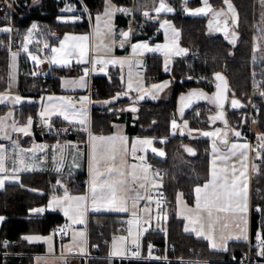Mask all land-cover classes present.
<instances>
[{"label": "trees", "instance_id": "obj_1", "mask_svg": "<svg viewBox=\"0 0 264 264\" xmlns=\"http://www.w3.org/2000/svg\"><path fill=\"white\" fill-rule=\"evenodd\" d=\"M79 9H83V21L77 24H62L56 18L61 13L64 2L61 0H41V3L30 8L31 0L15 2L16 24L22 32L33 23L38 22L45 26V30L51 32L52 41L57 42L65 30H90V22L86 10L91 16L102 10L105 0H72ZM116 5L127 3V0H112ZM176 8V13L168 16L176 28L181 32L180 43L191 49L199 50L210 59L189 60L177 58L174 60L172 74L170 75L172 92L167 99H148L140 100L138 116L127 124V132L132 135L148 136L155 138H168L169 140L162 145L166 157L158 158L151 156L157 169L165 170L162 177V189L170 196L167 206L166 220L157 227L150 230L145 235L146 243L153 240L155 243L165 247L175 246L176 251L171 256H182L185 259L200 262L190 264H227L235 257H240L247 249L246 241H232L227 250H215L210 247L209 242L188 233L184 228L183 219L179 218L174 212L175 199L179 193L193 204L194 192L197 185L203 184L209 177V151L210 140L206 138L189 139L187 134L182 131L172 136L171 119L172 112L176 110L178 99L181 94L193 88H204L208 91L217 89V85L209 86L205 82L197 81L192 76L207 77L211 81L219 82L216 74L223 76L225 87L228 88V99L238 101L239 106L228 108L227 116L224 115L228 125H238L241 122L242 114L246 111V102L251 89L250 76L252 56V33H253V4L255 0H230L238 8L239 22L236 28L238 41L232 45L228 37L224 34L209 36L208 19L202 17L185 16L181 9L185 5L197 6L200 0H167ZM215 8L226 6L225 0H210ZM30 8V9H29ZM23 16V18H22ZM119 18V16H117ZM138 28L137 38L151 37L157 27L153 17L140 19L136 22ZM6 23H2L3 25ZM8 35L0 37V92L8 90L10 78V54L6 48ZM162 38L151 39L155 42ZM156 67L149 65L147 77H153V73L159 72L157 60H151ZM25 63L22 64L21 87L26 82ZM24 67V69H23ZM156 68V69H153ZM257 69V68H256ZM260 70V69H258ZM64 73L65 71H61ZM227 72V73H226ZM163 77V76H161ZM264 77V73H263ZM221 82V81H220ZM48 83V78L43 80V86ZM58 80H54L53 88L58 91ZM95 92L92 98V129L97 133H111L115 122L122 120L127 113L132 114L130 109L131 96L125 95V84L121 76V70L112 68L107 77L97 76L93 78ZM23 89V88H22ZM261 90L264 91V85ZM20 101L14 102L18 110L16 115L26 116L30 111L34 112L37 105L27 103L30 95L24 94ZM149 95V94H148ZM28 98V99H27ZM257 101L260 104V127L264 133V97L257 94ZM107 103V105L103 104ZM10 103L0 104V122L11 108ZM208 105L202 103L199 107ZM192 108L185 116L194 119L196 109ZM133 115V114H132ZM204 116V110L202 112ZM229 121V123H228ZM194 125V124H192ZM208 127L207 125H204ZM1 142V139H0ZM190 143L195 148L194 155L184 152V144ZM262 164L257 171V178L252 180V204H261L264 207V153ZM62 177L51 172H26L21 175V183H8L4 189L0 190V215L7 217L0 233V247L6 253L5 242L7 240H17L16 246L9 247V254H0V264H34L33 255L43 253V245H35L23 239L28 234H50L54 232L56 226L64 223V218L59 213H46L41 218H30V209L45 205L49 195L53 191V185ZM87 173L77 177L79 188L76 190H86ZM121 215L91 213L89 217V248L90 257L87 264H117V260L110 257L111 241L118 233V227L125 220ZM257 229V218L252 216V234ZM162 231L166 232L164 236ZM94 251V252H93ZM206 261V262H203ZM223 261L226 263H215ZM80 264H86L85 258L81 259ZM134 264H144L134 262Z\"/></svg>", "mask_w": 264, "mask_h": 264}, {"label": "crops", "instance_id": "obj_2", "mask_svg": "<svg viewBox=\"0 0 264 264\" xmlns=\"http://www.w3.org/2000/svg\"><path fill=\"white\" fill-rule=\"evenodd\" d=\"M185 1V0H184ZM200 4L197 6H189V5H185L181 11L183 12V14L185 16H189V17H202V18H206L208 19V21L210 22V30L215 29L217 33H221L224 34L228 37V39L231 42H236L237 41V35L235 33L234 30V26L235 24L233 23V21L231 20V18L225 16L224 14H228L226 12L225 9H221L217 10L211 3L210 0H208V6H205V4L203 3V0H200ZM169 7H171L173 9V11L171 12H160V13H156L153 12V15L150 14V16H152L155 19V23L157 24L156 29L159 30V32L157 33H153V35L151 37H142V38H137L138 34L135 32H132L131 30V25H130V20L128 19V16L126 14H123V12L119 11V7L117 6L116 8V14H115V20H114V28H115V38L114 40H112V46H113V50L115 51H102L100 50L99 52H94V57L99 56L101 59L104 60H112V59H117V60H122L124 61L123 64H119V65H112V64H107L105 66H102V64H94V62H91L90 64L88 63H82V62H77L78 61V56H75V61H74V67L70 68V69H63V71H65L64 73H62L61 71L58 72V74H61V76L59 75H49V76H45L44 79L42 78L41 82L39 85H37V81H35L34 83H36L35 85L33 84H25L24 87H21V75H22V71L20 74V85H19V89L17 91H13L10 87V83H9V87L8 90L4 91V92H0V96H6L8 97L7 100H5L4 102H0V104L2 103H10L11 108L9 109V111L7 113H9V115L7 116L6 114L3 115V117L1 118V122H3L5 125H7V127L5 128V132L7 133V135L10 137V139H1L0 145H2L5 149H6V159H5V168L7 169V173H5L8 176H13V175H18L19 176V180L18 181H13V180H6L4 183V186L1 189H4L6 184L8 183H21V175L23 173L26 172H51V173H56L60 177L57 181H59L60 183L58 184L57 182L53 185V191L50 193L49 195V199L48 202L45 205L42 206H38L35 207L34 209H38V208H44L45 211L42 213H36V216H32L35 218H41L43 217L46 213H59L63 216L64 218V223L67 224L70 228V233L68 234V236L66 237V239L62 242V243H58L56 240V236L55 233L52 232V235L55 239V246H56V255L59 257H67V259L70 260V264H80L81 259H83L84 257H86L87 254L90 253V248H89V217L91 213H102V214H117V215H121L123 218L122 220H132L130 217V215H128L126 212H117V211H110L108 210L109 208H111L112 206L108 205H99L100 210L99 211H94L93 212V208L92 206H89V203L86 202V206H87V215H86V223L84 225H80V224H73L72 221L64 215V212L62 210V208H57V207H49L50 202L52 201L53 197H63L65 194V191H67L68 195L71 197H80L83 196L85 197L87 200L91 197V190L88 188V181H92V168L90 169V176L88 173V164H89V158H92V145L93 143H95L96 141H99V139H96L95 141L93 140V137H117V140L115 141H107L106 143H108V145L115 143L117 146L120 145V137H124L126 138V142H125V147L127 148V154H125L123 151L120 153V155L123 157L124 163L122 166V170H124L126 172V174L128 176L125 175V179L127 180V182L129 184H131V182H133L132 180V176L135 175L136 176V180H135V184H138V186L140 184H145L147 183V189H146V193L145 191H143L142 189H138L135 190V192H139L141 193L142 196H146L147 195V191L149 189V186H151V181H153L154 176L155 179H157L158 181L162 180V177L159 176L158 173V169L155 167V169L150 170L147 166V162H149L151 159V156L154 157H158V158H164V156H160L159 155V151L163 152L165 154V150L162 147L163 144H165L167 142L166 138H155V137H147L145 139L151 140L152 144H151V148L144 152L142 149L138 150L137 146L140 144V141L144 140L143 136L140 135H135L132 136L127 132V124L129 122H132L133 119L135 118L134 115L127 113L123 116L122 120L119 122H115L113 125V131L109 134L106 133H97L95 131H93L92 129V108H90L89 105V97L88 96H84V101L82 102H74L72 101L71 97L73 94L75 93H79V94H84L90 91L91 87L93 86V78L97 77V76H104L107 77L110 73V70L112 68H118L121 70V76L123 78V76L126 78V80H124V84H125V92H133L136 90V94L141 95V94H146L149 98L152 99H163L161 98L163 95L165 94L164 99H167L171 96V92H172V84H171V78H170V71H169V66L167 67V65H173L174 60L177 58H187L189 55V52H186V54L182 53L181 55H176L175 52L177 49H186L187 47L183 46L180 43L181 40V32L178 28L175 27L174 23L168 19V16H171L173 14L176 13V8L168 2H165ZM159 6V5H158ZM205 8V11L207 12V14H199V15H193L190 14L191 12L195 11L198 8ZM208 7L211 8V10H208ZM225 8V7H223ZM86 13H88L87 9ZM217 12H222L223 14L220 16H217L216 13ZM163 15V16H162ZM84 17V15H82ZM119 16V18L117 17ZM164 21H168V25H170V27L165 26V27H161V25L163 24ZM224 21V22H228L230 24V28L229 30L225 33L221 32V29L224 28L223 23L222 26L223 28H217L216 24ZM128 29H130V37H128L127 41L124 42L123 47H121V41L124 40L122 33L126 32ZM178 34V35H177ZM162 38L159 39L155 42H152L151 39H157V38ZM95 39V37H94ZM234 40V41H233ZM1 41V40H0ZM96 41V39H95ZM148 44L149 47H155L157 45L160 46H164L167 45L168 49L166 50H170L169 51V55L165 56L164 51H159V52H149L146 49H138L135 53H133L132 50V45L133 44ZM253 53L254 55L256 54L253 48ZM11 57V56H10ZM157 60L159 62V66H158V70L159 72H155L153 73V76L158 75L160 76V80L158 82H151V78L149 79L147 77V68L149 67V65H153L154 67H156V64H154L153 62H151V60ZM140 64H142L141 66V70H143L142 72V78L144 79V81L141 80V73L139 70V66ZM101 68H103L104 70L101 71ZM85 69H87V72H85ZM156 69V68H153ZM167 69V70H165ZM129 72H131V81H129ZM163 76V77H161ZM48 78V83L49 82H54V80H58V91L56 89H54L53 87L48 89L47 88V84L45 86H43V80ZM81 78H83L84 80V84L83 86H81L79 83H74V84H69L66 83V81H80ZM10 79V78H9ZM161 80L165 81L167 80L169 83L167 84L166 87H164L162 90L157 91L155 93H150L147 92L148 90V83L149 84H157L159 82H161ZM129 82H131L132 87L129 88ZM221 84V88L223 89V91L225 90V84H222L221 82H216L215 85ZM23 88V89H22ZM218 89V88H217ZM127 90V91H126ZM134 90V91H132ZM221 91V89H219ZM203 93L204 94V98H201L200 96H192V93ZM127 93V94H129ZM133 93H131L129 96H131L132 101L135 99L133 95ZM21 94H26V95H30V100L27 101V103H33L37 106L40 105V103L42 104L43 108L46 109V111L44 112V116L43 117H39L36 118L34 120V124L30 127L29 126V134L25 135L24 133L21 132H14L12 130V125H15L16 127H25L28 125H25L24 123L27 122L26 116H17L16 115V111L18 110L14 104V102L10 101V98H12L14 95H21ZM149 94V95H148ZM64 95H66L69 98V102H71V105L73 107H75V111H84L87 113V117H88V123L87 125L83 126V125H79L77 123L74 122V120L76 119V117L78 116H74L73 115V111H72V115L69 113L67 115H70L68 118V120L64 119V115L59 114L60 111L62 110V106L66 104H63V97ZM186 96V100L188 101V105H184L182 111L178 110V105H177V109H176V113L178 116V120L183 121L184 116L187 114L188 111H190L193 107L198 106L199 103L201 102H208L210 103L211 106L213 107H218L219 110H224L226 105L228 104L229 106L231 105V101L233 99H227L226 103L224 104V106H220V104L217 102L216 100V90L214 91H207L204 88H193L188 90L187 92L183 93L180 95L179 99H178V103L179 100H181L182 97ZM51 97L52 98H56L57 101H55L53 104H51V99H49ZM58 97H61L58 98ZM197 97V98H196ZM86 98V99H85ZM28 99V98H27ZM104 104V103H103ZM66 114V112H65ZM36 116V115H33ZM8 117V121L6 120V118ZM186 117V116H185ZM225 129L227 128V122L224 119L222 120ZM67 124H70V126H75V127H70ZM120 124V125H119ZM185 126H187V130H189L191 132V134L188 135H192L194 137L200 136V135H204V134H200V132L198 131V129H193L189 126L188 123H184ZM40 125H42L44 128L40 129ZM116 125H119L116 126ZM72 129L71 132H67L68 130ZM215 130V131H214ZM211 131V129H209L208 133H216V135H209L207 136L210 140V151H209V159H210V165H209V177L208 179L200 185H197L195 187V189L197 187H203L204 184L208 183L211 180V172L213 169V161H216V167L219 168L222 165V163L218 160V157L220 155H223L226 151L227 148L230 147V145L232 143H237V144H244L247 143L248 145H250L247 141H235L231 138V134H228V131L225 130V134H218L219 131L221 130H217L214 129ZM188 133V132H187ZM221 133V132H220ZM0 135H3V133H0ZM205 136V135H204ZM224 139L228 140V144H224L222 141ZM13 141L16 142V144L18 145V147L13 146ZM215 145V148L218 149L219 151L214 152L213 150V146ZM38 146H43L42 148H39ZM135 146L136 147V153L133 156L131 149L132 147ZM157 149L158 151L153 152L152 149ZM21 150H24L23 152H21ZM31 150V151H30ZM259 153V155H258ZM140 154L144 157L143 161H141L140 159ZM189 155H194L195 154V149H191L188 151ZM248 155V160H247V169L245 170V168L239 163V160L237 158H233L232 163H234L236 165V168L238 169V171H243L245 172V177L243 179H245L246 181V185H247V189H246V203H247V211L244 213H236L235 216H243L246 220V228L245 230L247 231V240H245L246 242L249 241L250 236H251V231H252V170H253V162L254 161H261L263 158V153L262 152H254L252 151L251 147L248 149L247 152ZM61 156L63 157V160L61 161ZM16 160V163L14 165L13 160ZM23 159L25 161L26 165H29L33 168V170L31 171H20L17 173L13 172V168L17 167V168H22L25 165H22L19 163V160ZM147 159V160H146ZM121 162L120 160L117 161V165H120ZM59 168V171H57V169ZM145 169H147V171H145ZM83 173H87V186H86V190H76L77 188L73 185L75 182H77V177ZM147 176L148 178L152 179L150 181V183L148 182V178L147 180L144 179V177ZM91 177V178H90ZM156 181V180H155ZM156 181V182H158ZM80 182V181H78ZM161 183H163V181H161ZM153 188V187H152ZM161 189L162 188V184L160 187H155L153 189ZM90 190V191H89ZM131 196L134 195L133 192H130ZM137 205L139 204V213L140 215V221H141V217L143 215V217L146 219V213L143 211V209L145 207H149L150 205L144 206L145 204V199H141L139 201H137ZM196 202H197V198H196V192H194V202L192 207L195 209L196 207ZM69 203V202H67ZM73 204V207H75V202H71ZM155 207L150 206L151 209V214L150 217L147 218L148 222L149 221H153L156 223L157 218H156V214H155ZM30 210V218L32 213L34 212L33 210ZM221 215H225L226 219L229 218L230 216H232L233 214L228 213V214H221ZM78 216V215H77ZM76 216V218H78ZM7 219L6 216L4 215H0V233H1V229L2 226L5 222V220ZM184 221V228H186V220ZM133 226V221H132V225L130 227ZM129 227V228H130ZM129 228L127 229V231L129 230ZM85 231L86 232V237H87V246L85 249V253H79L77 250H72L71 253L68 252V254H65L64 250H65V245L64 243H66L68 240H70V235L74 232H78V231ZM126 231V232H127ZM139 231H140V225H139ZM124 234H127V233ZM188 232V231H186ZM191 233V232H188ZM194 234V233H191ZM38 235H42V234H38ZM195 235V234H194ZM127 241H128V236L125 235ZM197 236V235H196ZM25 237H33L31 235H24L23 239H25ZM35 237V236H34ZM198 237V236H197ZM200 238H204V237H200ZM205 239V238H204ZM233 241H239V240H233ZM242 241V240H240ZM232 242V241H231ZM230 242V243H231ZM130 243H128L129 245ZM127 245V247H128ZM9 247L5 245V248L7 250L6 253L2 252L1 247H0V254H9ZM229 248V247H228ZM227 248V249H228ZM226 249V250H227ZM215 250H219V249H215ZM221 250V249H220ZM127 251V249H126ZM127 254V253H125ZM124 255H118V256H114L112 254V252H110V257L115 258V257H122L125 256ZM41 255H45L44 253H35L33 255V257H40ZM65 264V263H64ZM68 264V263H66ZM150 264V263H148ZM152 264H185V263H152Z\"/></svg>", "mask_w": 264, "mask_h": 264}, {"label": "rangeland", "instance_id": "obj_3", "mask_svg": "<svg viewBox=\"0 0 264 264\" xmlns=\"http://www.w3.org/2000/svg\"><path fill=\"white\" fill-rule=\"evenodd\" d=\"M3 0H0V4L2 3ZM18 1H22V0H15V2L17 3ZM64 2V6L61 9V13L57 16L56 20L59 23L62 24H77V23H81L83 21V9H79L77 7V5L72 1V0H61ZM164 2H168L167 0H164ZM41 3V0H31V3L29 5L30 8L32 7H36ZM160 3V0H127V3H123L120 5H116L112 0L109 4V0H105L104 2V6L102 8L101 11H99L98 13L94 14V16H91L90 14L87 15L89 22H90V30H81V31H75V30H65L63 32V34L61 35V37L59 38V40L57 42H53L51 37L52 34L51 32L45 30V26L40 25L38 22H35L33 24H35L37 27L36 29L32 30V35L31 37L28 36V32L29 30L32 28V25L26 28V30L24 31V33L22 32V35L20 37V41H21V50L20 51H15L12 50V45L10 43L11 40V33H12V26L13 25H17L16 24V17H15V12H16V8L13 7H6V8H1L0 6V24L2 23H6L3 25H0V29H11V31H2L0 30V37L4 36V35H8V39L6 41V48L9 51L10 54V79H9V83H10V87L13 91H17L19 89V85H20V74L22 71V64L25 63L24 67H25V74H26V82L28 84H33L35 85L37 83V85L40 84L42 78L44 79L45 76H49V75H59L61 76V74H58L59 71H63V69H70L74 67V61H75V56L73 57H69V63L64 64V63H52L51 62V58L53 56H56L59 59L60 54L58 53H53L51 51L52 48H59L60 47V43L61 41L64 40V37L67 36H88L89 39L85 42H83L86 46H87V55L84 57L85 61L88 62H82V63H88L90 64L91 62H94L96 60H104L101 59L99 56L94 57V52H99L100 50H104V51H115L113 50V46H112V40H114L115 35V28H114V20H115V14H116V8L117 6L120 9H124L126 11H121L123 12V14H126L128 16V19L131 21L132 18L134 20V24L132 26V23H130L131 25V30L132 32L137 33L139 30L137 28V21L140 19H144V18H149L152 17L150 16V14L153 15L154 9L156 7H158ZM228 3L231 4L232 9L229 10L228 8ZM228 3H226L225 8H221V9H225L226 12L228 14H224L225 16L231 18V20L233 21V23L235 24L234 26V30H236L238 22H239V11L237 6L230 0H228ZM122 6V7H121ZM29 8V9H30ZM111 9L112 10V15L109 16H105L104 12L106 9ZM71 9V11L69 10ZM217 10H220V8H216ZM148 12L149 15L145 16L144 13ZM100 16L101 17V21L99 24V28H100V32L99 34H97V22H96V17ZM133 16V17H132ZM163 16V15H162ZM23 18V16H22ZM105 21L108 22V24L111 26V28L113 29L111 34L107 33L106 30V26H105ZM210 21V20H209ZM208 21L209 24V28H208V35L209 36H215L219 33L216 32L215 29L210 30V22ZM236 32V31H235ZM237 35V41H238V34ZM96 41H95V39ZM31 41V42H29ZM230 41V40H229ZM234 41V40H233ZM236 42H231L232 45H236ZM47 43L49 45L48 48L44 47V44ZM68 44H72V43H76L74 41H68ZM27 45L28 51L25 52L24 51V46ZM189 48V47H188ZM253 48L255 51V55L253 53ZM193 54H199V57L196 58H186L189 60H202V61H207L210 59L209 55L200 52L199 50H195V49H191ZM190 51V52H191ZM15 54V57H14ZM35 55L40 59V63H36L31 57ZM79 58V57H78ZM250 64H251V76H250V84H251V89H250V93L248 96V100L246 102V111L242 114V119L240 124L238 125H234V124H230L229 121L228 123L230 125H228V134H234L235 132H237L239 130L240 127H243L245 129H252V131L254 133H256L258 136L264 135V133L261 130L260 127V104L257 101V94H261L262 92H264L263 90H261L262 86L264 85V77H263V73H264V2H262V0H255V3L253 4V33H252V56L249 60ZM95 64V63H94ZM96 65V64H95ZM102 66H105L102 64ZM141 66L142 64H140V66L138 67L141 73V80L144 81V79L142 78V72L143 70H141ZM169 66V71L171 72L170 75L172 74V69H173V65H167V67ZM23 67V69H24ZM257 68V69H256ZM260 69V70H258ZM227 73V72H226ZM197 81H201V82H205L206 84H208L209 86H215L216 82L211 81L210 78L201 76V77H196V76H192V78H194ZM126 80V78L123 76V81ZM35 81H37L36 83H34ZM125 82V81H124ZM168 84L169 82L167 80L163 81L161 80V82L157 83V84H147L148 85V90L147 92L155 93L156 89H154L152 86L153 85H163V84ZM172 86V85H171ZM53 87V84L51 85V88ZM190 90V89H189ZM207 90V89H206ZM127 91V90H126ZM134 91V90H132ZM208 91V90H207ZM126 96H129L131 93L127 94L126 92H124ZM134 96V100L132 101L133 98H131V102H130V109L131 108H135L136 111H131L132 114L136 117L138 116V107L140 106V96L142 95H138L136 94V90L133 93ZM163 96L161 98L165 97V94H162ZM24 97L25 95L21 94V95H14L12 98H10V101L15 102L14 98L15 97ZM264 97V95H263ZM61 99V97H58ZM148 99H152L147 97ZM184 99L179 100L178 105V110L182 111L184 105H188V101L186 100V96L183 97ZM197 98V97H196ZM63 99V104H65V102H69V98L64 95ZM153 100H157V99H153ZM55 101H57L56 98H52L51 99V104H53ZM205 103L207 106V108L205 107H199L200 104ZM105 105H107V103H104ZM64 106V105H63ZM62 106V108H63ZM254 106V111L251 115V109ZM198 107L196 109L195 115H194V119H191L190 117H185L184 116V120H178V116L176 113V110H174L172 112V119H171V134L172 136H175L177 134H179L181 131H184L189 139H199V138H206L209 140V138L207 136L204 135H200L197 137H194L192 135H188L191 134V132L189 130H187V126H185L184 123H188L189 126L191 128H195L198 129V131L200 132V134H204V133H208L209 129L214 130H221L219 131L218 134H225V127L223 124L222 120L219 119H213L214 117L218 116L220 114V112H223V114L225 116H227V110L228 108L225 107V109L219 110L218 107H213L210 105V103L208 102H201L198 104ZM195 108V107H193ZM177 109V108H176ZM75 110V107H72L71 109H69L66 112L67 114H71L72 115V111ZM204 110V116L202 115V112ZM35 114H33L34 112H29L26 115V119L27 122H25V125H28V121L31 120L32 123L30 125V127L34 124V120L36 118L39 117H43L44 116V112L46 111L45 108H43L42 104L40 103V105L38 106V108H35ZM7 116L9 115V113L6 114ZM36 115V116H33ZM70 115H68L69 117ZM81 119V117H76V119L74 120L75 123L79 124V125H87L88 123V117H87V113H86V119H85V123L84 124H80L79 120ZM6 120L8 121V117L6 118ZM173 121L176 122L177 127L173 128L172 124ZM227 121V120H226ZM194 124V125H192ZM68 126H70V124H67ZM120 125V124H119ZM119 125H116L119 127ZM204 125H207L208 127H205ZM70 127H75V126H70ZM249 129V130H250ZM215 131V130H214ZM227 131V130H226ZM188 132V133H187ZM221 132V133H220ZM244 133H248V131H245ZM109 134V133H106ZM144 140H148L145 139L148 136H143ZM232 138V136H231ZM167 141L169 140L168 138H166ZM235 141H240L242 139H234ZM143 140V141H144ZM107 141H96V155L97 157L101 156V155H106L109 154L107 153L106 149L111 145H108V143H106ZM151 148V145H142L139 144L137 146V149L140 150L142 149L144 152L148 151ZM184 152L186 154H188V151L190 150V148L195 149L193 147L192 144L190 143H185L184 146ZM93 151V150H92ZM91 151V152H92ZM262 153H264V148L261 151ZM189 155V154H188ZM155 156V155H154ZM161 156V155H160ZM164 156V155H163ZM166 156V154H165ZM263 159V158H262ZM147 160V159H146ZM108 166V164H101L100 165V170L104 171L105 168ZM92 168V159L89 158V164H88V173L90 176V169ZM124 171V170H122ZM125 172V171H124ZM92 176H93V171H91ZM159 173V171H158ZM125 175L128 176L125 172ZM154 176V180L151 181L152 179H150L151 181V186L153 188L155 187H160L161 186V181L155 179L156 175ZM160 176V175H159ZM91 178V177H90ZM119 178V177H118ZM158 182H156V181ZM127 184H129L127 182ZM131 184H133V182H131ZM147 183H145V188H140L138 186V184H135V190L138 189H142L143 191H145L146 193V189H147ZM127 186V185H126ZM151 187V188H152ZM88 188L91 190V181H88ZM89 190V191H90ZM119 195V193H118ZM129 197H131L130 192L127 194ZM86 202L89 203V206L93 208V204H92V194L91 197L87 200L85 199L83 205L81 206V212L83 213V216H77V219H83V223H77L80 225H84L86 223V215H87V206H86ZM138 203V202H137ZM65 204H67V202H65ZM99 205H105V206H112L111 204H108L106 202H97L95 207H99ZM192 203H190L187 198L183 195V193H179L176 196L175 199V206H174V212L177 214V216L183 220H186V227H188L189 229H191L193 227V225L190 223L188 217L192 215V213H190L188 210L189 209H194L192 207ZM139 204H136V207L133 208L132 206V200L129 199L128 200V204H127V208L128 211H126V213L128 215H130L132 221H133V226L129 228V230L126 232L127 234H115L112 238L111 241V252L114 255V253H119L118 255H124L125 253H127L126 249H127V245L128 243L130 244H137L139 245V239H140V231H139V225H140V213H139ZM34 209V208H32ZM30 209V210H32ZM148 209L150 210L149 213L146 214V217L149 218L150 214H151V209L150 206L148 207ZM94 212V211H93ZM136 213V216L133 215V213ZM162 211H157L155 210V214H156V218H159L157 220V222H154L153 229L156 230L157 227H160V225L163 223V221L166 220V215H167V210H165L162 214L159 213ZM32 216H36L35 212L32 213ZM243 217V216H242ZM34 219H36L35 217H32ZM146 218V221L148 222V219ZM245 218L243 217V219H241V216H235L232 215L229 218H227L225 221L227 223V227L226 228H222L220 225H217L215 232L212 234L214 237V242L220 246L223 245V247H225L226 249L229 247L230 242L233 240H247V231L245 230L246 228V223H245ZM151 222V221H150ZM198 227V226H197ZM191 233H194L195 235H197L195 232L193 231H188ZM80 233H83V236L80 235ZM31 236H35V237H40L41 239L39 240H27L28 243L30 244H35V245H43L44 246V256L41 255L40 257H33L34 259V264H70V260L67 259V257L63 258V257H59L56 255V246H55V239L52 235V233L50 234H45V235H38V234H29ZM127 235L128 236V241L125 238ZM205 235H208L207 231L205 230ZM198 236V235H197ZM221 236H223L224 240H221ZM51 238L50 240L48 238ZM198 237H202V236H198ZM209 244L210 247L212 249H221L220 247L217 248H213L212 242L209 239H206ZM135 242V243H134ZM65 245V254L71 253L72 250H77L79 253H85V249L87 246V237H86V232L81 230L78 232H74L70 235V240H68L66 243H64ZM72 249V250H71ZM81 249H83V252L81 251ZM118 255H114V256H118ZM126 255V254H125ZM195 262H200L198 260H195ZM206 262V261H203ZM215 263H226L223 261H214ZM185 264H190V263H185Z\"/></svg>", "mask_w": 264, "mask_h": 264}, {"label": "snow or ice", "instance_id": "obj_4", "mask_svg": "<svg viewBox=\"0 0 264 264\" xmlns=\"http://www.w3.org/2000/svg\"><path fill=\"white\" fill-rule=\"evenodd\" d=\"M111 0H109L110 4ZM187 2V0H185ZM264 2V0H262ZM203 3L205 6H208V0H203ZM225 3H228V0H225ZM228 8L229 10L232 9V6L230 3H228ZM71 11V9H69ZM208 10L210 11L211 8L208 7ZM119 11H126L124 9H119ZM156 13L160 12H171L173 9L169 7L164 0H160L159 6L154 9ZM190 14L193 15H199V14H207L205 11V8H198L195 11L191 12ZM222 12H217L216 15L220 16L222 15ZM105 16H111L112 15V10L106 9L104 12ZM145 16H148L149 13L145 12ZM97 22V34L100 32L99 24L101 21V17L97 16L96 18ZM105 26L108 34H111L113 29L111 26L108 24L107 21H105ZM168 25V21H164L161 27H165ZM36 25L33 24L32 28L28 32V36L31 37L32 35V30L36 29ZM2 31H11V29L5 28V29H0ZM178 35V34H177ZM122 36L124 40L121 41V47H123V44L125 41H127L129 37L128 32L122 33ZM89 39L88 36H65L64 40L61 41L60 47L59 48H52L51 51L53 53H58L60 54L59 59L56 56H53L51 58L52 63H64L67 64L69 63V57L73 56H78L79 59L77 62H88L84 60V57L87 55V46L83 43ZM68 41H74L76 43L68 44ZM31 42V41H29ZM45 48H48L49 45L47 43L44 44ZM138 49H146L149 52H159V51H164L165 56L169 55L170 50L168 49L167 45L160 46L157 45L155 47H149L148 44H133L132 45V50L133 53H135ZM24 51L27 52L28 48L27 45L24 46ZM187 50L186 49H177L175 54L176 55H181L182 53L186 54ZM15 57V54H14ZM36 63H40V59L33 55L31 57ZM95 64H112V65H119L123 64L124 61L122 60H117V59H112V60H96L94 61ZM104 69L101 68V71ZM167 70V69H165ZM85 72H87V69H85ZM216 79L220 80L222 84L225 83L223 76L220 74H216ZM129 81H131V72H129ZM66 83L69 84H74V83H79L81 86L84 84L83 78H81L80 81H66ZM167 84L163 85H153L152 87L156 89L157 91L162 90L164 87H166ZM129 88L132 87L131 82H129L128 85ZM218 89H221L220 92L217 93L216 100L220 101L222 99V93L223 89L221 88V84L217 85ZM192 96H200L201 98H204L203 93H192ZM261 95H264V92L261 93ZM144 97H140V99H143ZM8 97L6 96H0V102H4L7 100ZM51 99V97L49 98ZM86 99V98H85ZM182 100L184 99L183 97L181 98ZM15 102L20 101V97H15L14 98ZM231 105L233 108H236L239 106L238 101L232 100ZM221 107L223 106L222 104L220 105ZM73 106L71 105V102H67L62 110L60 111L59 114L64 115V119L68 120V115L65 114L69 109H71ZM131 111H136L135 108H132ZM74 116H79L81 119L79 120L80 124L85 123L86 119V112L84 111H73ZM213 119H219L223 120L224 119V114L223 112H220V114ZM32 121H28V126L25 127H16L15 125H12V130L14 132L18 131L21 133H24L25 135L29 134V126L31 125ZM173 128L177 127L176 122L173 121L172 124ZM7 125H5L3 122H0V133H3V135H0V139H10V137L7 135L5 132V128ZM205 136L209 135H216V133H204ZM226 135V134H225ZM234 135L236 137L240 136L239 132H235ZM96 139H99L100 141H115L117 140V137H93V140L95 141ZM120 145L117 146L115 143H112L107 149L106 155H101L97 157L96 155V144L93 143L92 145V171H93V176H92V181H91V194H92V204H93V211H99V208H96L95 205L96 203L99 202H106L108 204H111L112 207L109 208L108 210L110 211H117V212H126L128 211L127 204L128 200H132V206L133 208L136 207L137 201L141 199H146L149 203H151V197L150 196H142L141 193L135 192V180L137 179L135 175L132 176L133 184H127V180L124 178L125 177V172L122 171V166L124 163L123 157L120 155V153L123 151L125 154H127V148L125 147V142L126 138L120 137ZM261 141H264V135H261L259 137ZM224 144H228V140L224 139L222 141ZM142 145H151L152 141L151 140H144L139 142ZM13 146L18 147L15 141H13ZM39 148H42L43 146H38ZM251 146L248 145L247 143L244 144H237V143H232L230 147L227 148V151L218 157V160L222 163L223 166L217 168L216 161H213V169L211 172V180L204 184L203 187H197L195 189L196 192V207L195 209H189L188 211L192 213L191 216L188 217L190 223L193 225L191 229L188 227L185 228V231H193L195 232L198 236H202L205 239H209L212 242V247L217 248L220 247L221 250H226L223 245L218 246L214 242V237L213 233L216 230L217 225H220L222 228L227 227V223L223 222L226 220L225 215L221 214H228L231 213L235 215L236 213H244L247 211V203H246V181L243 179L245 177V172L243 171H238L236 168V165L232 163L233 158H237L239 160V163L247 169V160H248V149ZM261 148H264V144L260 145ZM214 152L219 151L218 149L215 148V145L213 146ZM24 150H21L23 152ZM31 151V150H30ZM153 152L156 151V149H152ZM132 155L134 156L136 153V147L133 146L131 149ZM159 155L163 156L164 153L161 151ZM259 155V153H258ZM6 149L0 145V188L4 186V183L6 180H13V181H18L19 176L18 175H13V176H8L5 173H7V169L5 168V159H6ZM141 161H143L144 157H140ZM63 160V157L61 156V161ZM120 160L121 164L117 165V161ZM13 163L15 165L16 160H13ZM19 163L22 165H25L22 168H13V172L17 173L20 171H31L33 168L29 165L25 164V161L23 159L19 160ZM101 164H108V166L105 168L104 171L100 170V165ZM59 171V168L57 169ZM147 171V169H145ZM119 177V178H118ZM145 180H147V176L144 177ZM59 184L60 182L57 181ZM127 185V186H126ZM140 188H145V184H140ZM129 192H133L134 195L129 197L127 194ZM119 193V195H118ZM85 197L80 196V197H71L68 195L67 191H65L64 196L61 197H53L52 201L49 204V207H57V208H62L64 215L67 216L73 224L76 223H83V219H77L76 216H83V213L81 212V206L83 205L85 201ZM65 202H69L65 204ZM71 202H75V207H73V204ZM36 213H42L45 211L44 208H38L33 210ZM143 211L147 214L149 213V209L145 207ZM134 216H136V213H133ZM241 219L243 217L241 216ZM147 222V221H146ZM129 223H132V221H129ZM246 223V221H245ZM198 226V227H197ZM205 230L207 231L208 235H205ZM81 236H83V233H80ZM25 239L28 240H39L41 239L40 237H25ZM49 240L51 239L50 237L48 238ZM221 240L223 241L224 238L221 236ZM135 243V242H134ZM262 243H264V240H262ZM138 247V245H137ZM83 252V249H81ZM119 253H114V255H118ZM138 254V253H137ZM264 255V248L261 249V253Z\"/></svg>", "mask_w": 264, "mask_h": 264}, {"label": "built area", "instance_id": "obj_5", "mask_svg": "<svg viewBox=\"0 0 264 264\" xmlns=\"http://www.w3.org/2000/svg\"><path fill=\"white\" fill-rule=\"evenodd\" d=\"M1 8L6 7H13L15 8V0H3L0 4ZM122 7V6H121ZM133 17V16H132ZM132 23V26L134 24V20L130 21ZM30 28V26H29ZM133 30V29H132ZM159 32L158 29L154 30V33ZM22 35V30L18 25L12 26V33H11V40L10 43L12 45V50L20 51L21 50V41L20 37ZM187 52H189V55L187 58H198L199 54H193L190 48H186ZM191 51V52H190ZM160 80V76L155 75L151 78V82L155 83ZM52 85V82H49L47 84V88L50 89ZM95 92L94 87L92 86L90 91L84 94L75 93L72 95L71 99L74 102H82L84 101V96L89 97V105L90 108L92 107V98L93 93ZM252 107V106H251ZM254 111V106L251 109V115ZM40 129H43L44 127L42 125L39 126ZM245 129L243 127H240L237 132L240 133L239 137H236L234 134H231L232 138L234 139H242V141H247L252 151L254 152H261L263 148L260 147L261 144H264V141H261L259 139L260 136H258L256 133L252 131V129ZM72 129L68 130L67 132H71ZM245 131H248V133H244ZM156 151H158L156 149ZM160 153V151H159ZM166 154V153H165ZM164 154V157H165ZM142 155L140 154V157ZM262 162L261 161H254L253 162V170H252V180L257 178V171L260 169ZM147 166L150 170L155 169V166L152 161L147 162ZM160 177H163L165 174V170L158 169ZM150 183V179L148 180ZM76 188H79V182H75L73 184ZM151 197V203H149L145 199L144 206L150 205L155 207L154 210L162 211L159 213H163L170 202V196L161 188L159 189H153L149 186V189L147 191V195ZM252 216H256L257 218V229L255 234H252L249 241L247 242V249L243 252V254L240 257H235L232 260L228 261L227 264H264V255L260 254L261 249L264 248V243H262V240H264V207L261 204H252ZM158 220V219H157ZM129 221L132 220H125V222L118 227V233L124 234L127 229L132 225V223H129ZM157 222V221H156ZM154 222L149 221L146 222V219L141 217L140 221V239H139V245L137 247V244H129L127 247V254L122 257H115L114 259L117 260V264H134V262H142L144 264L147 263H190L195 262L190 259H185L182 256H171V253H174L176 251L175 246L167 245L165 247L155 243L153 240L146 243L145 241V235L148 231L154 230L153 226ZM56 240L58 243H62L68 234L70 233V228L67 224L62 223L56 226L54 230ZM162 234L165 236L166 232L162 231ZM18 244L17 240H7L5 242V245L7 246H16ZM94 252V251H93ZM138 253V254H137ZM90 253L86 255L85 260L86 264L88 263V259L90 257Z\"/></svg>", "mask_w": 264, "mask_h": 264}, {"label": "water", "instance_id": "obj_6", "mask_svg": "<svg viewBox=\"0 0 264 264\" xmlns=\"http://www.w3.org/2000/svg\"><path fill=\"white\" fill-rule=\"evenodd\" d=\"M223 26L224 28L221 29V32L222 33H225V31L227 32L230 28V24L228 22H224L223 23ZM126 32L129 33V37H130V29H128ZM220 82V81H219ZM227 90L228 88L225 87V90L223 91L222 93V99L220 101H217L220 105L222 104L224 106V104L226 103L227 99H228V95H227ZM220 92L219 89H216V96H217V93ZM146 94H142L140 97H144L143 99H140V100H144L146 98ZM182 133H184V131H182Z\"/></svg>", "mask_w": 264, "mask_h": 264}, {"label": "flooded vegetation", "instance_id": "obj_7", "mask_svg": "<svg viewBox=\"0 0 264 264\" xmlns=\"http://www.w3.org/2000/svg\"><path fill=\"white\" fill-rule=\"evenodd\" d=\"M223 22H224V21H221V22L217 23V24H216V27H217V28H223V26H222V23H223Z\"/></svg>", "mask_w": 264, "mask_h": 264}, {"label": "bare ground", "instance_id": "obj_8", "mask_svg": "<svg viewBox=\"0 0 264 264\" xmlns=\"http://www.w3.org/2000/svg\"><path fill=\"white\" fill-rule=\"evenodd\" d=\"M91 258V257H90Z\"/></svg>", "mask_w": 264, "mask_h": 264}]
</instances>
